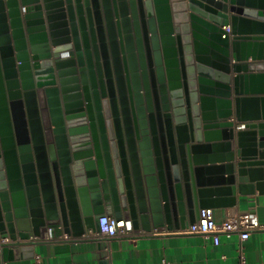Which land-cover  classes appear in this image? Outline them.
<instances>
[{
    "label": "water",
    "instance_id": "water-1",
    "mask_svg": "<svg viewBox=\"0 0 264 264\" xmlns=\"http://www.w3.org/2000/svg\"><path fill=\"white\" fill-rule=\"evenodd\" d=\"M257 1L0 0L5 261L46 228L179 229L264 193Z\"/></svg>",
    "mask_w": 264,
    "mask_h": 264
},
{
    "label": "crops",
    "instance_id": "crops-1",
    "mask_svg": "<svg viewBox=\"0 0 264 264\" xmlns=\"http://www.w3.org/2000/svg\"><path fill=\"white\" fill-rule=\"evenodd\" d=\"M261 13L248 16L249 19H262L264 22V4L257 1L247 8ZM230 31L229 27H225ZM250 33H255L251 31ZM258 58V56H256ZM264 63V54L261 56ZM252 56L248 59L250 63ZM235 63L231 59V64ZM250 73V72H249ZM252 74L264 75V67L254 69ZM232 70L231 76H235ZM264 86V82L262 83ZM264 91V90H263ZM236 131V129H235ZM236 140V139H235ZM226 179L225 173L218 174ZM235 186L238 185L237 172L234 173ZM235 205L213 209L217 222L226 216L254 215L264 223V193L254 190L253 194L242 195L236 189L233 196ZM237 234L220 235L215 244L211 237L200 234L169 233L167 235H144L138 237H115L110 240L95 238H65L41 242L34 248V257L23 256L18 252L7 264H31L39 258L42 264H238ZM243 253L247 264H264V232H253L243 244ZM5 261L0 253V263Z\"/></svg>",
    "mask_w": 264,
    "mask_h": 264
},
{
    "label": "built area",
    "instance_id": "built-area-1",
    "mask_svg": "<svg viewBox=\"0 0 264 264\" xmlns=\"http://www.w3.org/2000/svg\"><path fill=\"white\" fill-rule=\"evenodd\" d=\"M264 232V223L254 215H236L226 216L221 222H217L214 211L211 208H202L199 210L197 219L184 228L168 229L166 226L154 227L150 231L134 229L131 221L125 218L117 219L113 215L105 214L98 220V230L89 229L79 238H95L100 240H110L115 237H138L144 235H167L169 233L180 234H200L211 237L215 244L219 243L220 235L237 234L239 238L238 245V264H247L243 253V244L248 240L253 232ZM61 237L69 238L67 235L54 237L51 229L46 228L41 236H33L28 241L46 242L58 240ZM11 243V240L4 238L0 241V253L4 244ZM0 264H7L2 261ZM31 264H42L39 258H34Z\"/></svg>",
    "mask_w": 264,
    "mask_h": 264
}]
</instances>
